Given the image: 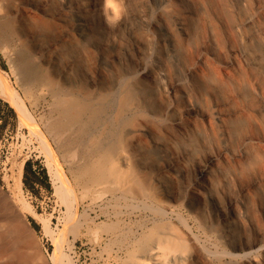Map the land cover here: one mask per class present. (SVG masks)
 Listing matches in <instances>:
<instances>
[{
  "label": "bare ground",
  "instance_id": "bare-ground-1",
  "mask_svg": "<svg viewBox=\"0 0 264 264\" xmlns=\"http://www.w3.org/2000/svg\"><path fill=\"white\" fill-rule=\"evenodd\" d=\"M121 4L124 14L128 4ZM248 4L250 0H147L141 14L147 29L144 55L147 60L157 57L160 71L145 67L124 81L117 76L106 83L88 67L99 30L113 34L102 12L104 0L98 9L91 0H0L3 28L23 48V74L64 104L49 133L75 139L78 148L88 144L87 138L92 154L111 155L110 167L92 174L98 189L118 185L120 166L133 162L146 173L134 179L135 188L123 185L124 192L161 201L170 197V184L159 175L153 180L149 162L138 156L156 148L161 154L181 151L197 162L199 188L186 196L189 211L231 249L230 259H209L180 220L166 221L173 208L162 203L157 211L164 223L153 226L157 228L140 247L138 255L145 261L139 264H264V10L246 8ZM73 17L86 43L77 40ZM122 25H127L125 19ZM31 59L46 63L51 76L37 70L39 79L34 78ZM15 98L21 120L33 128L32 116ZM26 162L2 179L10 206L0 198V219L8 220L0 228V255L9 264L30 261L23 245L32 234L16 214L29 210L22 200ZM48 167L60 182L62 174ZM53 186L61 195V186ZM228 187L238 188L241 212L231 201L237 220L226 216L223 227L209 225L206 202L219 208L218 194ZM63 195L71 197L67 189ZM64 255L54 251L49 263L63 264Z\"/></svg>",
  "mask_w": 264,
  "mask_h": 264
},
{
  "label": "rangeland",
  "instance_id": "rangeland-1",
  "mask_svg": "<svg viewBox=\"0 0 264 264\" xmlns=\"http://www.w3.org/2000/svg\"><path fill=\"white\" fill-rule=\"evenodd\" d=\"M146 1L126 0L127 10L123 14V20L112 27L113 34L101 28L96 35L94 54L88 67L101 75L106 83L114 81L117 76H122L124 81L126 77L145 67L154 73L160 71L157 57L147 60L144 55L147 29L146 23L141 20V14ZM91 3L98 9L100 0H91ZM249 6L255 11L264 10V0H250L246 8ZM246 8L243 15L248 14ZM124 19L127 21L125 26L122 25ZM71 26L77 40L86 43L77 18H71ZM12 38L4 30L0 18V183L3 186V177L8 176L11 170L18 169L23 161L32 159L40 161L47 170L53 190L51 195H47L42 189L41 194L36 197L26 191L23 185L22 200L31 210L20 214L21 220L28 225L32 234V239L23 245L24 253L30 257L28 264H44L45 260L49 263V256L53 255L54 251L60 257L66 255L64 258L68 261L64 259L63 264L142 263L145 260L138 255L140 247L146 238L164 223L163 216L157 211L163 206L162 203L173 208L172 214L166 217L169 220L166 221L180 220L185 230L199 241L209 259H230L231 249L222 243L217 234L207 233L189 211L186 196H190L191 191L199 188L196 184L198 164L181 151H176L175 154H161L153 148L152 154L138 156L139 159L146 158L149 162L147 172L153 180L159 175L170 184L171 195L167 199H141L136 191L124 192L123 185L135 188L134 179L141 180L146 173L138 169L133 162L120 166L121 182L116 181L119 187L112 185L113 187L107 189H98L92 181V174L101 166L110 167L108 160L111 155L92 154L91 141L89 144L87 138L88 144L84 148H78L75 139L67 137L68 140L55 133H49L50 125L58 120L59 110L64 104L47 95V90L42 91L30 75L23 74L20 57L23 48ZM29 62L34 70V78L37 75L39 79L40 74L51 76L46 63L38 59H31ZM45 66L46 70L43 68ZM16 95L32 116L33 128L21 120L18 105L15 104ZM6 105L14 110L15 118L11 117ZM5 119L6 126L1 128ZM51 134L53 135L50 136ZM138 158L135 159L139 160ZM49 164L54 167V172L58 171L63 175L60 182L56 183L49 175ZM53 182L56 187L61 186V195L56 193ZM152 185L155 186L154 182ZM65 189L69 190L70 198L63 195ZM87 190L89 193H85ZM239 199L238 188L228 187L224 193L218 194L219 208L206 202L205 214L209 225L223 227V218L226 216L237 220L234 210L230 208V202H237V209L241 212ZM7 222L8 220L1 218L0 228H5ZM47 225L48 232L51 231L53 236L45 230ZM0 264H9L8 258L0 255Z\"/></svg>",
  "mask_w": 264,
  "mask_h": 264
},
{
  "label": "trees",
  "instance_id": "trees-1",
  "mask_svg": "<svg viewBox=\"0 0 264 264\" xmlns=\"http://www.w3.org/2000/svg\"><path fill=\"white\" fill-rule=\"evenodd\" d=\"M12 118L16 117V114L12 108L6 105ZM6 126V119L3 128ZM23 185L24 189L30 192L33 196L38 197L41 194L42 189L46 191L47 195L53 193L47 170L42 166L40 161H34L32 159L27 160L24 166L23 173Z\"/></svg>",
  "mask_w": 264,
  "mask_h": 264
},
{
  "label": "clouds",
  "instance_id": "clouds-1",
  "mask_svg": "<svg viewBox=\"0 0 264 264\" xmlns=\"http://www.w3.org/2000/svg\"><path fill=\"white\" fill-rule=\"evenodd\" d=\"M123 11L121 0H104L102 12L105 18V23L109 27H114L121 22Z\"/></svg>",
  "mask_w": 264,
  "mask_h": 264
},
{
  "label": "water",
  "instance_id": "water-1",
  "mask_svg": "<svg viewBox=\"0 0 264 264\" xmlns=\"http://www.w3.org/2000/svg\"><path fill=\"white\" fill-rule=\"evenodd\" d=\"M0 198L3 199V201L5 203H7L8 206H10V200H9V197H8V193L6 191H4L3 187H2V184L0 183ZM16 214L19 216L20 213H18L16 211ZM44 264H49L48 261H44Z\"/></svg>",
  "mask_w": 264,
  "mask_h": 264
}]
</instances>
